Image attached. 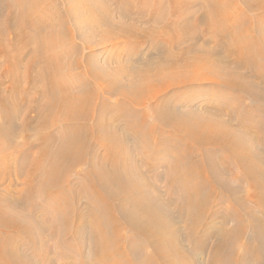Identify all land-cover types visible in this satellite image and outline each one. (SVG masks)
Listing matches in <instances>:
<instances>
[{"label":"bare ground","instance_id":"obj_1","mask_svg":"<svg viewBox=\"0 0 264 264\" xmlns=\"http://www.w3.org/2000/svg\"><path fill=\"white\" fill-rule=\"evenodd\" d=\"M11 1L14 5L0 0V66L5 71L0 87L8 84L0 88V156H4V161L0 157V264H202L196 251L203 254L208 247L204 264H233L228 253L222 255L235 238L225 228L230 215L212 209L225 197L259 211V219H253L255 247L250 249V243L245 255L254 257L259 247L261 263L264 16L251 19L253 24L247 26L245 12L230 10L234 0H208L200 22L214 27L222 38L224 31L232 33L228 42L208 43L214 49L192 43L177 49L197 33L187 19H180L164 30H152L163 41L154 44V50H168L163 62L152 64L151 70L128 75L121 66L108 71L88 60L85 81L71 78L72 70L81 68L80 60L60 53L74 38L75 29L65 21L60 28L48 23V13L39 7L41 0ZM242 1L251 11L264 10V0ZM84 2L89 18L82 22L88 26L108 22L110 34L125 38L151 34L141 33L133 24L116 29L108 8L102 6L100 14L93 15L94 4ZM172 2L177 10L180 1ZM71 12L78 10L70 7ZM26 72L34 74L27 77ZM71 79L75 90L67 84ZM23 81L29 83L27 88ZM196 83H214L239 93L232 99L220 92V100L228 102L221 110L229 119L218 109L200 104L196 108L195 100L185 103L181 102L185 97L165 94L150 107L151 123L136 120L143 113L134 107L146 105L159 87ZM39 85L42 89H36ZM29 92L37 96L35 115L17 123L21 112L16 108ZM113 95L131 102L112 105L105 97ZM30 128L39 135L33 154L14 137L23 135L25 143ZM20 157L24 163L18 167L15 161ZM163 161L167 163L159 171L157 165ZM180 223L185 225L190 248L181 246ZM136 250L142 255L134 254Z\"/></svg>","mask_w":264,"mask_h":264},{"label":"rangeland","instance_id":"obj_2","mask_svg":"<svg viewBox=\"0 0 264 264\" xmlns=\"http://www.w3.org/2000/svg\"><path fill=\"white\" fill-rule=\"evenodd\" d=\"M37 1H40V0H37ZM85 1L88 4H92V5L94 4V6L92 8H94L93 11L95 10L96 12H94L93 15L100 14L99 12H100V9H102V6L106 7V9L108 8L107 10L108 11L110 10L109 13L112 15L111 21H112V23L114 22L113 24H114V27L116 26V29H118L119 26H120L119 29H121L122 27H125L126 25L130 26V24L131 25L133 24L134 26L132 25V27L136 28L141 33L144 31V33L146 34L149 31L148 33H151V34H149V35L140 34V35L136 36V38L135 37H130V38L126 37L125 38L124 36L122 37L121 35L118 36L116 34H110L109 30H111L112 28H110L108 26V22L105 25H103L102 27H101V25H94V26L86 25L82 21H83V18H87V17L89 18V15L84 11V8L82 6L83 5L82 3H85L84 0L83 1L82 0H41L39 3V7L41 10L46 11L45 15L48 13V16H46V18H45L48 23L53 22L54 26H56L57 28H60L61 25L65 21L66 26L68 25V27L70 29L72 28V29H75V31H76L74 38L71 39L70 42L65 43L62 46L61 51H60V53H62L65 56L68 55L72 59L76 58V60H80L81 68L73 69L71 72V78H73V76L74 77L77 76V77H81L82 80L83 79L85 80L84 71L86 70L88 60H92V63H91L92 66L101 67V68H104L108 71L113 70L116 66H121L122 68H124L126 70L128 75H132L133 72H135V71L147 70V69L151 70L153 67L152 64H158L160 62H163L162 56L164 54H167L166 52L168 50V49L164 50V53L161 52L160 50H154L156 47L155 45H157L158 43L162 44L163 41L159 40V38L157 37L158 36L157 33H156L157 36H154V34L152 33V30H156V31H161L162 29L164 30L165 28L172 26L173 22H176L177 20H180V19H182V20L184 19V21L188 20L187 23L190 24L191 29L195 33L197 32L198 34L194 33L195 34V35H193L194 38H191L188 41H184L182 43V45L180 44V46L177 49L187 48L190 43H192L194 45L195 44L196 45H204V46L206 45L205 47L209 46V48H212V46L209 45L208 43H210V44L214 43V44L218 45L219 43H222L223 39L226 40V42H228V40L232 36V33H229V31L228 32L224 31L223 35H225V36L222 38L221 35L218 34L217 31H215L214 27H212V26L209 27V26L203 25V23L200 22L201 21L200 19L203 17V14L207 11V8L209 6L208 0H188L189 2L187 0H183V1L179 0L180 2L178 3V9L177 10L174 9V5H173L174 3L172 2V0H162V1L161 0H85ZM158 1H159V3H158ZM181 1H182V3H181ZM220 1L222 2L224 0H220ZM5 2H7L9 5L13 4V2L11 0H5ZM79 4H81V5H79ZM124 5L126 7H128L130 5V7L126 8ZM159 6H164V7H159ZM70 7L76 9V11L78 10V12L77 13L71 12L69 14ZM119 8H120V11H119ZM163 8H164V11H163ZM97 9H98V11H97ZM160 9H162L163 13H162V11H160ZM230 10H232L235 13L242 12V11L245 12L244 14L247 16L246 19H248V21L246 23V24H248L247 26H251V24H253V21L251 19L264 16V10L257 11V12L251 11L249 8H247L245 6V4L242 0H234L233 4L230 6ZM121 11L125 12V13H121V15H120ZM155 11L157 12V16L154 15ZM183 11H184V14H183ZM123 14L125 15V17ZM17 15L18 14H16V17H18ZM93 15L91 17H93ZM158 15H159V17H158ZM200 16H202V17L200 18ZM74 17L77 18V20L73 21L72 18H74ZM188 17H189V19H188ZM140 18H142V19H140ZM156 19H157V21H156ZM120 22H121V24H120ZM4 24H5V22L2 19L1 26H3V27H1V28H2V30L4 28L3 31H4V33H6V30H5L6 27L4 26ZM197 24H198V26H197ZM117 25H119V26H117ZM121 25H122V27H121ZM201 25H203V27ZM95 26L98 28H96ZM261 27H263V29H264V25ZM195 28H196V30H195ZM226 33H228V34H226ZM9 36L10 35L4 36V37L9 38ZM5 38H4L5 42L7 40L9 41V39H5ZM208 40H210L211 42ZM224 40H223V42H224ZM83 42H86V44H83ZM186 42L187 43L189 42V43L187 44ZM212 49H214V47ZM152 50H154L155 52H152ZM158 51H160L161 53ZM0 61H1V59H0ZM26 74H27V77L30 75L28 72H26ZM31 74L33 75L34 73L31 72ZM32 75H30V76H32ZM1 76L2 77L5 76V71H4L3 67L0 66V77ZM126 80H127V78H125L123 81H126ZM6 84L7 83H4L3 84L4 86H1L2 88L1 87L0 88L3 89L4 87H6ZM22 84H23L22 86H24L23 88H27L29 86L28 85L29 83L27 84L24 81ZM67 84L70 88L72 87L71 89H73V90L76 89L77 85L72 79H71V83L69 84L67 82ZM186 86H182V85L173 86V84H171L165 90H163L162 88L159 87L157 90H155L157 94H155V96L153 95L152 97H150L151 101L148 100L146 105H141V108L134 107L135 112L143 113V115L139 116L140 118H137L136 120H138V122H139V119H142L147 123H151L152 111L150 110V107L157 104V101H159L160 98L163 97L165 94L167 96H170V94H176L179 96V99H182L181 96L185 97L184 99H182L183 101H181V102L185 101V103L186 102H193L195 100L193 103H194V105L196 104V108L198 107L199 104L202 105V106H199L200 108L201 107L203 108L205 106L210 107V108L212 107L213 109H218V111L223 114V117L225 119H229V117L223 113V110H221L228 105V102L222 100V98L220 100V92H222L221 95H225L228 98L234 99V98H236V96L237 97L239 96V93L237 91H235L234 93H230L229 90L222 88V87H219V86L217 87V85H215L214 83H200V84L196 83V84H189ZM201 86H202V88H201ZM207 87H208V89L210 88L209 91H208ZM40 88H41L40 85L36 86V89H40ZM217 88H219V89H217ZM202 89H204V90H202ZM215 89L217 91H215ZM119 91L122 92V90H120V89L116 90V92H119ZM209 92L212 94H210ZM6 93H8V92H5L4 95ZM122 93L124 94V92H122ZM236 93H237V95H236ZM227 94H229V95H227ZM210 95L212 96V98ZM117 96H119V95H113L112 97H105V96L104 97L107 99L106 101H108L112 105H114L116 103H122L123 101L131 102L130 100H128L126 98H123L124 99L123 100ZM25 97H27V99ZM25 97H24L21 105L18 106V108H16L17 109L16 112H19V111L21 112V113L19 112L20 114L17 113V118L15 119V121H17V123H22L25 119L29 120V119L33 118L35 115V114H33L34 112L32 110L35 108L34 106L36 104L37 96H35V94L29 92L27 95H25ZM189 98L192 100H190ZM26 100H28L27 101L28 103L26 102ZM243 100H244L245 104L249 103V99L243 98ZM220 101H222V102H220ZM96 105H97L96 115H98L100 112V109H99V105L98 104H96ZM27 108L30 110L27 111ZM18 109H20V110H18ZM0 116H1L0 122H2L1 121L2 115H0ZM19 127H20V125H19ZM37 134H38V132H36L34 129L30 128L28 130V135H27L28 141H25V143H24L23 135L14 134V137H15V141L18 144H20V145L25 144L26 147L27 146H28V148L30 147L28 150H30V153L33 154L39 145V138H38L39 135H37ZM145 145H148V143L146 142ZM23 150H25V149H23ZM1 158L4 161V156H2ZM16 161H18V162H16ZM16 161H15V163H16L15 165H17L18 167H20V165L24 163L22 157L18 158ZM163 163L165 165L167 162L163 161L161 163H158L157 166H160L159 171L164 169ZM229 172L235 173V170L230 168ZM77 173H79V172H77ZM85 191L89 192L88 189H86ZM216 195H219V192H216ZM222 196L223 195H221V197ZM239 202H240L239 200L232 201L231 199L229 200L225 197V201L223 204H217V205L212 206L214 213H216L218 211L221 214H224V215L229 214L230 215V217L228 216V219L225 223V225H226L225 228H226V230L233 231L235 234V238L228 241V243L225 245V247L222 251V255L225 256L228 253L229 260H231L233 262V264H264V260L261 263H258V260L260 259V257H262V254H261L262 249L260 248V250H259V247L256 250V254H258L259 256L256 254L255 255L257 257H255V255H254V257L252 255H248V256L245 255V249L248 246H250L249 245L250 243H251L250 249L255 247L253 245H254L255 239H256V235H255L256 226H254L253 219H259V211H257L254 207L248 206V204H247V206L245 204L242 206V204ZM82 205H83V203L81 202L80 206H82ZM219 205H220V207H219ZM96 216L99 218L101 217L100 215H96ZM209 217H211V215H209ZM179 226H180L179 228L181 229V231H183L182 237H181V246L183 248H184V246H186L187 248H190V243L187 241L185 233H184V230L186 229L184 227L185 226L184 223H180ZM232 229H236L237 231L232 230ZM123 234L125 236H128V237L130 236V234L127 232L123 233ZM133 240L135 242H137L135 239H133ZM262 240H264V236L262 237ZM195 243L197 245V241ZM231 247H234L233 252L229 251ZM147 251L151 252L150 249H147ZM137 252H138V254H137ZM209 252H210L209 247L203 254L201 252L196 251V256L198 254H200L197 258L199 259V261L202 264H204L208 261ZM133 253L137 254L138 256H140V254H141L139 252V250H136ZM65 254L71 259H77L75 257V255H73L71 252H67V253L65 252ZM150 257H153V256H150ZM129 260H130L129 263L132 262L131 258H129ZM92 262H95V261L92 260ZM89 264H91V263H89Z\"/></svg>","mask_w":264,"mask_h":264}]
</instances>
